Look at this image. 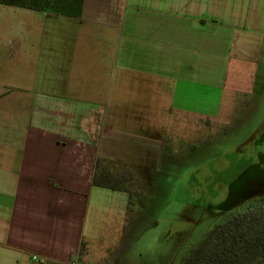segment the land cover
Masks as SVG:
<instances>
[{"label": "crops", "instance_id": "crops-1", "mask_svg": "<svg viewBox=\"0 0 264 264\" xmlns=\"http://www.w3.org/2000/svg\"><path fill=\"white\" fill-rule=\"evenodd\" d=\"M250 2L264 6V0ZM246 8L247 0H82L79 16L66 17L0 5L2 17L14 18V27L0 26L8 49L17 50L21 61L30 57L31 47L37 57L46 49L48 59V92L33 91L25 107L26 91L19 90L14 105L2 110L9 116L0 120V252L35 264L86 263L85 245L95 241L87 230L90 200L107 190L115 195V210L126 214L129 203L127 187L94 185L108 173H100L97 140L103 106L91 100L102 98V90H90L88 82L116 72L118 82H127L128 98L141 92L146 98L149 91L155 114H161L163 99L175 106L185 93L193 97L201 83L221 80L217 60L224 66L234 60L229 48L235 33L264 30L263 15L257 19ZM36 14L63 24L40 25ZM249 20L254 22L248 29ZM2 43L5 51L7 42ZM60 45L64 52L50 60ZM122 95L116 90V98ZM112 110L133 115L124 119L128 124L147 122L150 130L141 116L145 110L133 105Z\"/></svg>", "mask_w": 264, "mask_h": 264}, {"label": "rangeland", "instance_id": "rangeland-1", "mask_svg": "<svg viewBox=\"0 0 264 264\" xmlns=\"http://www.w3.org/2000/svg\"><path fill=\"white\" fill-rule=\"evenodd\" d=\"M248 9L257 19L259 14L264 17L261 3L252 6L247 0ZM36 15L40 25L63 24L59 18L47 23L42 14ZM13 21L0 14V26L14 27ZM23 22L31 26L29 20ZM253 22L245 27L252 28ZM8 41L0 32V42H7V49H0L1 121L9 116L2 110L14 105L20 91H26L21 99L25 107L33 91L48 92L47 50L37 57L38 51L31 47L30 57L21 61L17 50L8 49ZM230 46L234 57L230 65L217 60L221 80L201 83L193 97L187 92L175 106L172 99H163L161 114H155L149 91L146 98L144 92L128 98L127 82H118L116 72L88 82L90 90H102V98L91 99L104 111L97 118L100 173L113 175L101 174L98 179L127 187L129 203L126 214L115 210L111 202L115 195L107 190L90 200L87 230L93 231L95 241L85 245L90 252L86 263L78 264H180L186 241L193 242L218 216L243 206L264 188V30L235 33ZM63 48L60 45L49 59L57 61ZM92 63L88 61L89 70ZM116 90L122 98L115 97ZM130 105L145 108L141 116L150 121V130L144 128L147 122L133 125L124 120L133 115L112 113L113 107ZM0 264L35 263L2 251Z\"/></svg>", "mask_w": 264, "mask_h": 264}, {"label": "trees", "instance_id": "trees-1", "mask_svg": "<svg viewBox=\"0 0 264 264\" xmlns=\"http://www.w3.org/2000/svg\"><path fill=\"white\" fill-rule=\"evenodd\" d=\"M0 5L78 17L82 0H0ZM94 185L118 187L97 178ZM202 233L204 237L186 250L181 264H264V188L243 206L218 216Z\"/></svg>", "mask_w": 264, "mask_h": 264}, {"label": "flooded vegetation", "instance_id": "flooded-vegetation-1", "mask_svg": "<svg viewBox=\"0 0 264 264\" xmlns=\"http://www.w3.org/2000/svg\"><path fill=\"white\" fill-rule=\"evenodd\" d=\"M195 225H196V220L192 222V226H195ZM191 231H192V229H191ZM203 237H204V233L201 232L200 234L196 235V237H193L195 239L193 242L189 243L192 239H190L189 241H186L184 246H183V255L188 248L198 245V241L200 239H202ZM183 255L181 256L182 258L180 260V264H181V261L183 259Z\"/></svg>", "mask_w": 264, "mask_h": 264}, {"label": "built area", "instance_id": "built-area-1", "mask_svg": "<svg viewBox=\"0 0 264 264\" xmlns=\"http://www.w3.org/2000/svg\"><path fill=\"white\" fill-rule=\"evenodd\" d=\"M36 259H37V258H35V257L33 258V260H36Z\"/></svg>", "mask_w": 264, "mask_h": 264}]
</instances>
